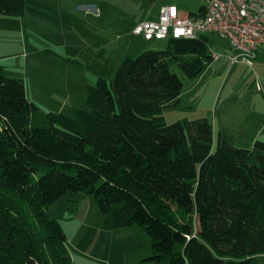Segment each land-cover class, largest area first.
Here are the masks:
<instances>
[{"label":"trees","instance_id":"1","mask_svg":"<svg viewBox=\"0 0 264 264\" xmlns=\"http://www.w3.org/2000/svg\"><path fill=\"white\" fill-rule=\"evenodd\" d=\"M26 0H0L21 16ZM201 9V7H200ZM213 61L209 38H168L87 89L75 115L43 112L0 65V264H75L47 207L92 194L114 227L138 224L156 264H258L264 255V141L236 146L206 117L165 122L183 81Z\"/></svg>","mask_w":264,"mask_h":264},{"label":"rangeland","instance_id":"2","mask_svg":"<svg viewBox=\"0 0 264 264\" xmlns=\"http://www.w3.org/2000/svg\"><path fill=\"white\" fill-rule=\"evenodd\" d=\"M166 4L181 14H197L201 7L200 0H33L23 35L32 44L20 45L32 52L30 59L38 55L37 72L7 63L5 73L24 79L41 111L74 116L75 109L88 108V86L99 77L113 79L123 59L167 48L168 39L133 34ZM13 22L0 20V54L9 50L3 44ZM200 34L208 36L211 50L222 57L196 77L168 58L184 87L181 101L164 109L165 122L206 117L216 137L222 133L236 146L250 147L253 138L264 141V53L253 67L231 65L226 56L234 53L229 54L228 40L216 33ZM47 210L62 224L75 264H154L145 262L152 253L147 232L138 224L114 227L112 215L99 210L92 194L68 191Z\"/></svg>","mask_w":264,"mask_h":264},{"label":"built area","instance_id":"3","mask_svg":"<svg viewBox=\"0 0 264 264\" xmlns=\"http://www.w3.org/2000/svg\"><path fill=\"white\" fill-rule=\"evenodd\" d=\"M197 14H181L173 4L161 6L156 17L141 21L134 34L147 40L197 38L201 32L216 33L228 40L234 54L231 64L244 62L253 67L264 44V0H200ZM217 60L219 53L212 51Z\"/></svg>","mask_w":264,"mask_h":264},{"label":"crops","instance_id":"4","mask_svg":"<svg viewBox=\"0 0 264 264\" xmlns=\"http://www.w3.org/2000/svg\"><path fill=\"white\" fill-rule=\"evenodd\" d=\"M32 1L33 0H31V1L26 0L25 13L21 16H7V15L0 14V16H2L0 18V20H2V21H5L7 23H11V21H14L12 24V27L7 31L8 40L6 41V44H3L4 45L3 49L5 48V46H8L9 50L8 51L5 50L6 51L5 53L0 54V65L2 66L4 72L7 71V69L5 67L6 66L5 64H7V63L10 65L17 63L18 67H22V68L25 67L24 69H26V70L32 69L33 71L37 72V68H35V67L38 64L37 62L41 61V60H38V61L36 60V59H38V55L35 56V59H33V58L30 59L29 57H30L32 52L31 51L26 52L25 49L24 48L22 49L21 45H20V44H32L31 42H28V41L26 42V40L23 39V35L25 33H27L26 31L28 28L27 21L25 19L29 18V16H28L29 11L28 10H29V6H30ZM3 17H7V18H3ZM146 19H148V18H146ZM28 32H29V30H28ZM133 34H134V32H133ZM134 35H136V34H134ZM228 45L231 49V52L229 54H233L234 50L231 48L230 44H228ZM19 49H21V50H19ZM263 53H264V44L259 47L258 56H257V59L255 60V62L261 61L260 58L262 59ZM221 57H222V55H221ZM21 58H23V61L20 60ZM226 58L229 61L227 56H226ZM255 62H254V66H255ZM33 65H34V67H33ZM231 65H234V64H231ZM8 74H11V73H8ZM10 76L12 77L13 75H10ZM26 92H27L28 98L30 100L34 101L35 103H37V100L34 97L29 95L27 83H26ZM181 96H182V94H181ZM180 101H181V97H180ZM255 140H257V139H255V138L252 139V141H251L252 145H253ZM252 145L250 147H252ZM145 262L154 263V262L149 261V260H145ZM154 264H156V263H154ZM258 264H264V255L261 257V260L259 261Z\"/></svg>","mask_w":264,"mask_h":264}]
</instances>
